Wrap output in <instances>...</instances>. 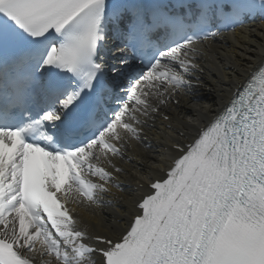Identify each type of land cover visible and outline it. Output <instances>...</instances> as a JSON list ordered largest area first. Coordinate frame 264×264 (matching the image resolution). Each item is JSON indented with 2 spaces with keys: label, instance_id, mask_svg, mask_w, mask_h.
Segmentation results:
<instances>
[{
  "label": "snow or ice",
  "instance_id": "6c2138e0",
  "mask_svg": "<svg viewBox=\"0 0 264 264\" xmlns=\"http://www.w3.org/2000/svg\"><path fill=\"white\" fill-rule=\"evenodd\" d=\"M168 8L0 0V58L26 54L39 80L35 98L0 108V264H264V59L200 126L198 109L175 124L171 111L200 87L198 42L217 33L179 28L146 65L135 64L133 49L144 53L133 42L106 54L111 12L131 36L158 29ZM243 62L221 72L218 86ZM158 120L167 122V145L137 181L147 190L127 198V226L90 235L68 205H110L113 188L124 198L114 160ZM185 128L195 129L191 143Z\"/></svg>",
  "mask_w": 264,
  "mask_h": 264
},
{
  "label": "bare ground",
  "instance_id": "6f19581e",
  "mask_svg": "<svg viewBox=\"0 0 264 264\" xmlns=\"http://www.w3.org/2000/svg\"><path fill=\"white\" fill-rule=\"evenodd\" d=\"M202 48L201 56L198 60L203 72H198L201 80L200 92H192L188 96L181 97V104L178 108H173L171 115L173 123L177 118L191 116L194 109L200 112V126H205L212 120L230 100L236 86L243 83L248 78V73L255 70L264 56L261 55V48L264 47V23H253L249 26L241 27L234 32L225 33L215 40H207L199 44ZM243 65L235 78L230 82L218 86L220 73L241 64ZM242 73V74H241ZM161 121L156 122V126L147 132L145 136L151 148L143 144L131 141L125 151V159L115 158L114 162L118 167L124 169L117 174L123 186V197L117 199L121 193L113 188L115 196L106 195L105 200L113 201L112 204H101L99 207L90 205L87 202L79 204H69L74 209V214L79 221L81 228H87L90 235H114V229L118 223L120 228L127 226L129 220L130 204L129 196L139 197L147 190V185L143 189L137 188V181L147 175L150 168L159 164L161 153L167 145L166 136L168 130ZM186 137L184 143H189L195 135V129L185 128ZM174 155V153H170ZM129 157L131 159H129ZM127 160H130L127 162ZM153 176H160L163 173L160 169L153 171ZM39 247V245H37Z\"/></svg>",
  "mask_w": 264,
  "mask_h": 264
}]
</instances>
